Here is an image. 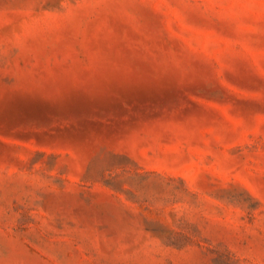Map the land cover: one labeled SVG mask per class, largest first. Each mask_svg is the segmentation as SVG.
I'll return each mask as SVG.
<instances>
[{
    "label": "rangeland",
    "instance_id": "obj_1",
    "mask_svg": "<svg viewBox=\"0 0 264 264\" xmlns=\"http://www.w3.org/2000/svg\"><path fill=\"white\" fill-rule=\"evenodd\" d=\"M0 264H264V0H0Z\"/></svg>",
    "mask_w": 264,
    "mask_h": 264
}]
</instances>
